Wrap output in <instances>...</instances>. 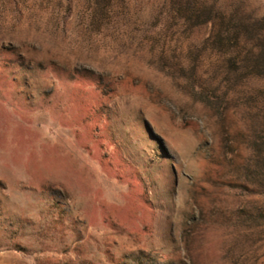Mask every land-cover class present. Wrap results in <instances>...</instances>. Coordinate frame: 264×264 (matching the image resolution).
<instances>
[{
	"label": "rangeland",
	"instance_id": "374dc122",
	"mask_svg": "<svg viewBox=\"0 0 264 264\" xmlns=\"http://www.w3.org/2000/svg\"><path fill=\"white\" fill-rule=\"evenodd\" d=\"M180 1L0 0V264H264V0Z\"/></svg>",
	"mask_w": 264,
	"mask_h": 264
},
{
	"label": "trees",
	"instance_id": "16d2710c",
	"mask_svg": "<svg viewBox=\"0 0 264 264\" xmlns=\"http://www.w3.org/2000/svg\"><path fill=\"white\" fill-rule=\"evenodd\" d=\"M106 0H98V4L104 3ZM213 6V5H212ZM207 7L204 10V14H207L206 23L214 22L215 19L213 18L216 14V11L213 7ZM208 8H210L208 10ZM177 9H182L186 14V17L189 20L192 19H200L201 12L197 10V8L192 5L190 1L182 2V0L177 4ZM187 11V12H186ZM217 22V21H216ZM223 25V27H222ZM218 28L219 34L217 39H220L221 43L225 40L232 41V44L239 40H244L246 43H253L256 42L258 45L259 53H260V61L258 66H262L264 70V41L261 40V35L256 34L255 26L250 24V21L241 18L239 15H232L230 21L228 23L222 22ZM222 35V36H221ZM227 37V38H225ZM222 39V40H221ZM220 43V42H219Z\"/></svg>",
	"mask_w": 264,
	"mask_h": 264
}]
</instances>
